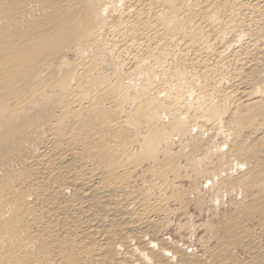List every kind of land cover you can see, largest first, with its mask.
Segmentation results:
<instances>
[{
    "label": "bare ground",
    "instance_id": "bare-ground-1",
    "mask_svg": "<svg viewBox=\"0 0 264 264\" xmlns=\"http://www.w3.org/2000/svg\"><path fill=\"white\" fill-rule=\"evenodd\" d=\"M193 125L264 220V0H0V264H264L237 206L208 257L158 236Z\"/></svg>",
    "mask_w": 264,
    "mask_h": 264
},
{
    "label": "rangeland",
    "instance_id": "rangeland-1",
    "mask_svg": "<svg viewBox=\"0 0 264 264\" xmlns=\"http://www.w3.org/2000/svg\"><path fill=\"white\" fill-rule=\"evenodd\" d=\"M119 4L120 3H118V5ZM73 51H74L75 56H73L74 55ZM77 53H78L77 51L72 50L68 53L67 58L70 61L76 60L77 59L76 56H78ZM99 69L107 77H109V74L110 75L113 74V73H111L113 71V69L111 66H109L108 59H106L103 62V64L101 63L99 65ZM125 82H127V80H125ZM143 82H144L143 80H136V82H133L132 84L136 83V86H141V84ZM128 83H131V80H128ZM137 83H138V85H137ZM180 118L182 121L187 120V118H185L183 116H180ZM165 120H168V118L163 117V120L161 119V122L163 124H167L166 122H168V121H165ZM196 127H201V126L193 125L190 127V129L189 128H185V129L180 128V130H176L175 132L172 131L170 134V140H171L170 143H172L173 145L169 144L168 149L170 151L171 157H174V160L172 158V162L174 163L173 166L176 165L175 167H173L174 171H176V169H177L178 172L176 171V174H175L174 171H170L167 173L166 178L168 181V187L169 188L172 185L176 186V184H177V186H176V188H173L174 186H172L170 189H166V193L168 195V198L173 197V198L167 200V207L171 210V211L169 210V212H171V214L169 213L168 217L166 218V226H165V228H162L161 231H159L158 236L160 238L164 237L168 240L170 239V241L172 243H175V245H179V246L185 248V250H187L188 252L193 251V253H197V254L204 253L208 257V255L210 256L211 252L214 249L213 246L216 244V240L224 234L223 232H226L228 230L226 228L229 227V229H231L232 227H234V225H236V223H235L236 218L234 216H237V215L239 216L241 214V212H249V215H252V216L249 219V221L246 222L245 228L250 230L252 235L254 233V236H256L257 240L259 241L258 243L260 244V246H262L261 248H263L264 247V220L259 218L258 213H257V211L259 210V208H258L259 204L258 203H261V201H259L260 195L257 193L256 189H253L249 186L242 185V184H234L235 185L234 186L233 183L231 182V180L234 182L236 177H238L239 174L242 173L244 166L240 165L239 167L238 166L232 167L231 170H227V172L225 170H222V168H220L221 164H219L218 160H215V158L219 157L221 154L227 152V151H225L223 153L218 152V151L225 150L227 144H222L220 142L221 141V139L219 138L220 135L219 136H211L208 133H206V131L198 130ZM182 133H185V134H182ZM182 135H184V136H182ZM206 136L211 137L210 142L215 148L218 149V151L212 150L210 146L209 147L205 146L203 148L199 144H197V143L195 144L196 141H202L203 143L208 142V141H206V139H207ZM185 138L194 139V143H192L191 141H188L190 139L187 140ZM184 140L187 143V144L185 143L186 145L184 144V142H185ZM184 145L186 147H184ZM191 146L192 147L194 146L195 148L194 147L192 148ZM196 146L197 147L199 146V147L197 148ZM231 148H233V147H231ZM179 149H180V151H179ZM200 149L202 151V154H201ZM203 149L208 150L209 154L207 153V151H204ZM161 150L157 154L159 161H161L165 158L164 155L162 154L163 152ZM173 150L175 151L176 155L174 154ZM194 150H195V152H194ZM196 150H197V152H196ZM210 151L212 153H210ZM181 152H182L181 155H183V156H180ZM190 153H191V158H190ZM173 154L176 157L172 156ZM202 155H205V156L203 157ZM161 156H163V157H161ZM179 156L181 157L180 159H178ZM192 157L193 158L196 157L199 159L195 160ZM175 158H177V160ZM209 158L211 159V162L208 161ZM186 159L187 160L189 159V160L187 161ZM190 160L195 164L191 165ZM235 161H239V162L245 163V164L249 163L248 161H245V159H242L240 154L233 156L230 159L229 164H231V162L235 163ZM199 162H201V163H199ZM205 162H207V163H205ZM151 163L152 162H150V160H147V161L143 160L142 165H140V168L138 170H136L137 175L140 174L138 176L139 180L141 177H143L144 180L145 179L147 180L149 177L151 179L150 173H148L147 171L145 173L146 167L149 166ZM197 163L199 164V166L195 167V165H197ZM234 163L232 165H234ZM177 165L180 167L177 168ZM142 172H143V174H142ZM172 173H174V174L172 175ZM177 173H178V176H177ZM135 176H136V174H135ZM192 177L194 180H192ZM225 179L228 182L224 181ZM210 181H211V183H210ZM228 183H229V185H228ZM231 183H232V185H231ZM175 191L176 192L178 191V192L176 193ZM170 194H173V196H171ZM180 195H181V198H180ZM173 199H175L176 201ZM255 199L257 200V202ZM241 200L243 203L241 202ZM253 200H255V202H254L255 205H253L254 204L252 202ZM179 201H181V202H179ZM238 202H239L240 206H238L239 205ZM179 203L181 205H179ZM244 203H246V204H244ZM256 203L258 205H256ZM247 204H250V205H247ZM184 205H186V208H185L186 211H184V207H185ZM180 206L182 208H180ZM236 206H237V209L240 210V211H237V215H235L236 214V209H235ZM240 207H241V209H240ZM173 210H174V212H173ZM186 215H187V217H186ZM189 217H190V219H189ZM232 217H234L233 220H235L234 225L232 224L233 223ZM262 221H263V223H261ZM192 223L196 224V225H192ZM178 227H179V229H178ZM217 235H218V238H217ZM166 236H168V238ZM258 236L260 237L261 240L258 239L259 238ZM203 238H206V239L203 240ZM199 239H201V240H199ZM197 240L199 242H202L203 244L199 243ZM186 243H187V245H186ZM210 245H212V246H210ZM209 246H210V248H208ZM205 247H206V249H205ZM207 248H208V250H207ZM235 253H236V258L238 260H244L247 258V256L243 253V251L239 248L236 250Z\"/></svg>",
    "mask_w": 264,
    "mask_h": 264
}]
</instances>
